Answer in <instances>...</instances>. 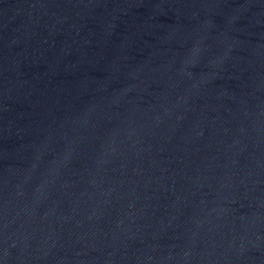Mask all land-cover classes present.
<instances>
[{
  "label": "water",
  "instance_id": "obj_1",
  "mask_svg": "<svg viewBox=\"0 0 264 264\" xmlns=\"http://www.w3.org/2000/svg\"><path fill=\"white\" fill-rule=\"evenodd\" d=\"M0 110L264 199V0H0Z\"/></svg>",
  "mask_w": 264,
  "mask_h": 264
}]
</instances>
